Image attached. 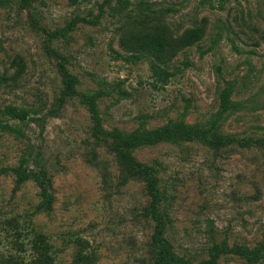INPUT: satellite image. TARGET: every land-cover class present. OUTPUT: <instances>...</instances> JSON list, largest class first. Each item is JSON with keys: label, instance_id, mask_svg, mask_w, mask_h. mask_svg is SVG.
<instances>
[{"label": "rangeland", "instance_id": "1", "mask_svg": "<svg viewBox=\"0 0 264 264\" xmlns=\"http://www.w3.org/2000/svg\"><path fill=\"white\" fill-rule=\"evenodd\" d=\"M137 166L176 264H264V0H0V264H169Z\"/></svg>", "mask_w": 264, "mask_h": 264}, {"label": "trees", "instance_id": "2", "mask_svg": "<svg viewBox=\"0 0 264 264\" xmlns=\"http://www.w3.org/2000/svg\"><path fill=\"white\" fill-rule=\"evenodd\" d=\"M153 37H156V35H150L147 42L143 41L144 42L143 45H145L147 50H149V51L153 52L155 55H157V54L161 53L162 51L166 50V48L172 49L173 45L166 43L165 39L160 38L161 39L160 43L156 44ZM185 44L186 43L183 42L179 46L182 47ZM151 70H152L153 74L155 76H157L158 78L168 79L170 76L167 72L161 70L160 68H158L154 65H152ZM58 72L60 73V76L62 78L63 85L67 88L66 94H74V92L72 90V86L75 82V79L64 70L62 63L59 64ZM228 103H229L228 93L223 92L221 95V105L227 106ZM8 110L10 112L9 114L12 117L18 118V115L14 114L13 109H8ZM89 111L91 114V118H92L93 122L95 123L96 130H98V132L103 133V131H101L102 129L100 126V120L97 116V113H96V110H95V107H94L92 101L89 102ZM148 137H149V139H147ZM198 137H199L198 131L194 130L193 128L186 127V126H179V127H175L172 130H166L165 132H160V131L149 132L146 135L145 139H143V141L132 142L131 147H136V146H138V144H141L142 142L145 144L151 145V144H156L160 141H167L170 139H176L179 141H191L192 139H195ZM137 169L141 170L143 172L144 177L147 178L146 192L151 199V203H150L149 209L144 211L143 215L145 217H151L156 222V227H155V232H154L153 238H154L155 243L163 245V247L161 249V251H162L161 261H166L169 264H176L178 261L176 259L172 258L171 256H169L167 250L165 249L167 244L162 238V218H161L160 214L155 212L156 206L160 200V195H159V192L156 188V179L151 177V169L150 168L143 167V166H137ZM13 172H14V174H16V177H17L16 185H21L22 183H24L28 179V176L25 175L24 173H21L18 169L14 170ZM45 176H46L45 173L41 172L39 175H35L34 179L38 182V184L42 190V196L44 198V201L47 202L48 197L45 195V188H44Z\"/></svg>", "mask_w": 264, "mask_h": 264}]
</instances>
